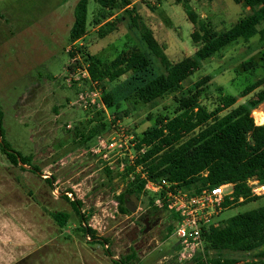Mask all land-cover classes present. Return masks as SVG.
I'll list each match as a JSON object with an SVG mask.
<instances>
[{
	"label": "rangeland",
	"instance_id": "obj_1",
	"mask_svg": "<svg viewBox=\"0 0 264 264\" xmlns=\"http://www.w3.org/2000/svg\"><path fill=\"white\" fill-rule=\"evenodd\" d=\"M77 1L0 0L4 138L14 150L31 159L29 165L14 164L0 151V264H113L105 247L115 258L134 248L137 259L131 264H179L177 239L168 232L175 222L170 218L172 214L147 205L148 196L143 189L129 196L135 211L120 213L118 194L123 192L126 181L122 183L116 174L137 154L136 139L152 128L160 116L171 115L176 107L174 97L197 81L207 76L200 100L209 108L229 95L236 98V104L251 98L256 90L245 96L241 92L264 73L258 59L264 43L258 35L233 41L205 59L182 82L181 90L150 103L135 102L133 91L145 79L163 71L151 53V68L146 72L129 70L101 85L89 82L81 54L88 52L110 60L132 45L149 52L139 29L133 25L131 16L135 14L151 28L167 57L177 61L191 55L198 46L190 38L194 27L183 11V2H188L198 20L216 31L228 28L253 10L233 0H132L131 15L115 11L106 19L112 30L100 36V25L91 23L97 4L88 0L86 33L71 43L69 29ZM263 25L262 22L257 28ZM77 47L81 49L75 51ZM72 48L74 56L70 57ZM250 60L255 65L245 69L243 62ZM80 64L84 67H77ZM106 95L110 96L108 104L103 100ZM97 111L100 114L96 117ZM255 113L264 114V102L250 112L254 123L260 124ZM97 119L107 126L87 139ZM113 127L122 128L131 137L133 145L129 151L92 152L96 139L109 136ZM31 165L37 166L38 171H32ZM105 167L110 168V174ZM139 170L137 167L135 172ZM248 184L259 197L224 208L216 220L264 203V185H255L253 180ZM65 195L80 200L85 223L96 236L107 240L105 246L93 242L80 230V215ZM149 209L157 220L146 217L147 222L144 221L143 214ZM53 212L68 214L63 226L54 220ZM253 253L245 261L251 260ZM242 263L240 260L236 264Z\"/></svg>",
	"mask_w": 264,
	"mask_h": 264
},
{
	"label": "trees",
	"instance_id": "obj_2",
	"mask_svg": "<svg viewBox=\"0 0 264 264\" xmlns=\"http://www.w3.org/2000/svg\"><path fill=\"white\" fill-rule=\"evenodd\" d=\"M94 1L97 10L91 18V23L100 25L98 30L100 36L112 30V24L106 19L115 11L122 10L131 15L129 7L132 0ZM233 1L247 6L253 10V13L240 16L222 31H216L198 20L196 12L188 2L182 3L184 13L194 27L190 38L198 46L191 55L177 61H171L167 57L164 46L156 40L151 28L134 14L131 16L133 25L139 29L149 52L132 45L117 52L110 60L84 52L81 55L86 66L80 64L77 67L86 69L90 83L96 81L101 85L102 81H113L129 70L146 72L151 68L149 58L151 53L160 62L163 71L145 79L134 89L135 102L150 103L165 94L176 93L182 89V82L198 70L205 59L233 41L239 38L246 41L258 35L259 41L264 43V25L257 28L262 22L264 23V0ZM87 25L88 0H78L74 6L73 22L69 29L71 43L84 36ZM75 49L70 50V57L74 56V50L78 51L81 47ZM258 59L264 72V50L259 54ZM247 62H243L245 69L255 65L252 60ZM68 67L72 68L73 65L68 64ZM205 79L197 81L179 96H175L176 107L171 115L160 116L152 128L144 131L142 136L136 139L137 154L133 160H130L131 163H125L122 171L116 174L122 183L126 181L123 192L118 194L117 208L120 213H131L126 208L124 197L126 194L131 196L135 191L143 188L145 181L141 175L148 180L164 178L174 183L176 188L189 193H195L206 186L231 183L232 200L225 199L223 202L225 209L239 203L254 201L259 197L253 194L248 181L255 179L259 184L264 185V124H255L250 112L264 102V73L241 92V96H245L256 90L251 98L236 104L234 96H225L219 98L212 108L200 100ZM109 99V95L103 97L107 104ZM124 112L128 113V111ZM99 114L97 111L95 116ZM2 118L3 112L0 106V151L11 163L31 164L29 156H23L5 140ZM116 119H119L117 114ZM106 126L102 119H97L89 130L87 139L92 138ZM137 167H140V170L135 172ZM30 169L38 171V167L34 165H31ZM105 171L107 174L111 173L110 168L105 167ZM143 192L148 196L147 205L153 207V210H164L154 205V199L161 194L145 190ZM65 198L69 200L77 215H80V230L85 235H89L93 242L105 246L107 240L96 236L85 223V218L79 209L80 200L69 199L66 195ZM149 211L151 209L145 212L143 217H150L152 212ZM159 214L158 212L157 215ZM52 217L59 226H63L68 214L53 212ZM170 218L176 220V215L172 214ZM148 220L150 221V218ZM173 228L174 226L169 227V234L172 233ZM202 238L204 251L199 252L190 264H203V261L209 264H236L240 260H243L242 264H264V203L204 227ZM104 251L113 264H131L137 259L134 248L120 258H115L107 247ZM251 252H254L252 259L245 261L246 256Z\"/></svg>",
	"mask_w": 264,
	"mask_h": 264
},
{
	"label": "built area",
	"instance_id": "obj_3",
	"mask_svg": "<svg viewBox=\"0 0 264 264\" xmlns=\"http://www.w3.org/2000/svg\"><path fill=\"white\" fill-rule=\"evenodd\" d=\"M130 139L122 128L113 127L109 136L106 138L99 136L96 139L92 152L105 149L115 150L116 154L124 153L133 145ZM141 178L145 181L143 190L161 194L154 199V205L176 215L171 233L176 237L179 246L176 259L179 264H190L199 252L204 251L202 229L218 221L216 217L225 208L223 206L225 199L232 200V184L206 186L195 193H189L176 188L174 183L164 178L148 180L143 175ZM251 180L255 185L259 184L258 180ZM203 264L209 263L203 261Z\"/></svg>",
	"mask_w": 264,
	"mask_h": 264
},
{
	"label": "water",
	"instance_id": "obj_4",
	"mask_svg": "<svg viewBox=\"0 0 264 264\" xmlns=\"http://www.w3.org/2000/svg\"><path fill=\"white\" fill-rule=\"evenodd\" d=\"M124 201H125V205L126 208L130 211V212H134L135 211V204L129 199V196L126 194L124 197Z\"/></svg>",
	"mask_w": 264,
	"mask_h": 264
},
{
	"label": "bare ground",
	"instance_id": "obj_5",
	"mask_svg": "<svg viewBox=\"0 0 264 264\" xmlns=\"http://www.w3.org/2000/svg\"><path fill=\"white\" fill-rule=\"evenodd\" d=\"M254 118H255L257 123H260V124L264 123V114L263 113H255Z\"/></svg>",
	"mask_w": 264,
	"mask_h": 264
},
{
	"label": "flooded vegetation",
	"instance_id": "obj_6",
	"mask_svg": "<svg viewBox=\"0 0 264 264\" xmlns=\"http://www.w3.org/2000/svg\"><path fill=\"white\" fill-rule=\"evenodd\" d=\"M146 217H147V216L143 217L145 222H147V218H150L151 220H152V219H155V220L158 219V218H155V217H156L155 213L150 214V217H147V218H146Z\"/></svg>",
	"mask_w": 264,
	"mask_h": 264
},
{
	"label": "crops",
	"instance_id": "obj_7",
	"mask_svg": "<svg viewBox=\"0 0 264 264\" xmlns=\"http://www.w3.org/2000/svg\"><path fill=\"white\" fill-rule=\"evenodd\" d=\"M178 245V244H177ZM179 247V246H178Z\"/></svg>",
	"mask_w": 264,
	"mask_h": 264
}]
</instances>
